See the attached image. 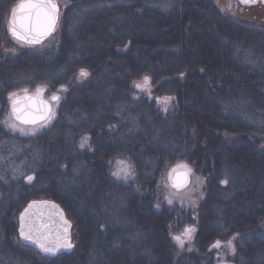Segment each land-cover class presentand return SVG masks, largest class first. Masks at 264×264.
I'll use <instances>...</instances> for the list:
<instances>
[{
    "label": "trees",
    "instance_id": "1",
    "mask_svg": "<svg viewBox=\"0 0 264 264\" xmlns=\"http://www.w3.org/2000/svg\"><path fill=\"white\" fill-rule=\"evenodd\" d=\"M16 1L0 0V264H264V26L213 0H58L41 49L8 36ZM37 88L59 97L54 114L14 131L9 94ZM178 164L198 187L169 203ZM38 199L72 223L71 253L19 243ZM217 240L238 254L215 257Z\"/></svg>",
    "mask_w": 264,
    "mask_h": 264
},
{
    "label": "water",
    "instance_id": "2",
    "mask_svg": "<svg viewBox=\"0 0 264 264\" xmlns=\"http://www.w3.org/2000/svg\"><path fill=\"white\" fill-rule=\"evenodd\" d=\"M241 3V0H239ZM257 0H250L249 3H254ZM35 3L36 0H19L10 10L7 26L9 29V21L12 18V10L15 8L17 9V17H29L34 16V10L25 8L24 10H20V4H28V3ZM52 3L56 5V22L54 28L48 32L46 35L39 37L38 43H25L24 40H17L14 36H12L9 31V35L17 42H20L25 45L33 46V45H41L45 42L52 34H54L56 27L59 22V13L60 7L58 0H52ZM247 4V3H242ZM23 23L31 27L32 20H24ZM18 31L22 36H27L29 38L34 37L36 34L31 31H24L18 27ZM28 97V98H26ZM16 99L19 100L18 107L21 109L19 115L25 119L31 121L33 118H38L40 116H44L45 119H36V121L28 122V123H21L20 120H17L15 115L12 113V106L11 101L9 102V112L10 116L14 122L17 124L24 126V127H32L36 125L43 124L48 120V116L51 115L48 113L47 108L44 107L45 105L52 109V104L55 101L50 99H45L42 94L40 93L37 95L36 92H27L21 93L16 95ZM30 98V99H29ZM189 176L187 170L183 167H178L173 171L170 176L168 177L169 186L173 189H182L188 184ZM178 185V187H177ZM31 205V207H29ZM27 210V211H26ZM23 215V221L21 219ZM67 221V224L65 223ZM17 235L19 243L25 247L31 248L42 256L47 258H56L61 255H67L71 253L74 249V244L72 242V223L68 220L65 215L64 210L61 208L59 204L52 200L48 199H38L30 201L20 212L17 218ZM24 224L23 232L25 236H30L31 240L25 239L21 236V224ZM65 228H67V233H65ZM46 238V239H45ZM59 238L61 243H63L64 239L67 238L68 242L71 244V247H60L56 248L54 253H46L44 252L35 241H42L47 244L49 247H53V242ZM228 264V263H226Z\"/></svg>",
    "mask_w": 264,
    "mask_h": 264
},
{
    "label": "snow or ice",
    "instance_id": "3",
    "mask_svg": "<svg viewBox=\"0 0 264 264\" xmlns=\"http://www.w3.org/2000/svg\"><path fill=\"white\" fill-rule=\"evenodd\" d=\"M249 2H250V0H241V3H249ZM19 8H20V10H24L25 8L34 10V16L18 18L17 15H16L17 9L14 8L12 10V18L9 21V29H8V31L17 40H24L25 43H29V44L38 43L40 36L46 35L48 32H50L54 28L55 22H56V11H57V8H56V5L54 3H52V0H36L35 3H31L30 2L28 4H23L22 3V4L19 5ZM29 19L32 20V24H31L30 28H29L28 25L23 23L24 20H29ZM18 27L20 29H23L24 31L34 32L36 35L34 37H32V38H29L27 36H22L20 34V32L18 31ZM80 74L82 76L87 75V73L84 72V70H81ZM148 83H149V78L145 77L144 78V85L146 86ZM136 87L137 88H141V85L140 84H136ZM24 91H25V93H27V89H25ZM41 91H42V89L37 88L36 89L37 95H39L41 93ZM15 97H16V93H10L8 99H9V101H11L12 113L15 115L17 120L21 121V123H28V122H33L34 123L36 121V119H41V120L45 119L44 116H40L38 118H33L31 121L23 119L19 115V113L21 111V109L18 107L19 100L16 99ZM26 98H28V97H26ZM169 99H171V98H169V97H165L164 98L165 102H167ZM51 100L55 101V102H58L59 101V97L54 94V95L51 96ZM158 102H159V100H158ZM44 107L47 108L48 113L54 114L53 110L51 108L47 107L46 105ZM47 118L51 119V115H49ZM5 123L7 124L8 121H6ZM11 127L15 129L16 125L12 124ZM21 131H23V129H21ZM86 140H87V138H85V141ZM81 147H83V142L81 144ZM117 163L118 164H123V161H118ZM177 167H186V166L178 164ZM173 171H175V169H173ZM121 172H123L124 177L127 178L129 172H128V170L126 168L118 169L117 171L113 172L112 174H113V176H116L117 178H119L120 175H121ZM27 179L29 181H31L33 179V177L29 176V177H27ZM222 183H226V181H222ZM177 187H178V185H177ZM171 202L172 201L169 200V203H171ZM29 207H31V205H29ZM21 219L23 221V215H22ZM65 223L67 224V221H65ZM23 228H24V224L22 223L21 224V236L24 237L25 239L31 240L30 236H25V233L23 232ZM64 231H65V233H67V228H65ZM191 231H193V229L186 227L184 229V233L182 235H187ZM173 239L175 241H177L180 244V246H183V241L181 240L180 236H174ZM35 243H37V245L46 253H49V252L54 253L56 248H60V247H63V246L71 247V244L68 242L67 238L64 239L63 243H61L59 238H57L53 242V244H54L53 247L47 246V244L45 242H42V241H35ZM231 243H232L231 241H228L229 245H231ZM220 244H221V241L217 240L215 242V244H213L212 247L218 248L220 246ZM233 251H234V249H233Z\"/></svg>",
    "mask_w": 264,
    "mask_h": 264
},
{
    "label": "rangeland",
    "instance_id": "4",
    "mask_svg": "<svg viewBox=\"0 0 264 264\" xmlns=\"http://www.w3.org/2000/svg\"><path fill=\"white\" fill-rule=\"evenodd\" d=\"M213 1L217 9L223 15L231 18L236 22H242L254 26H264V0H257L254 3H247V4H242L240 3L239 0H213ZM16 47L17 45H15V48ZM40 47L41 49L44 48V46L41 45ZM14 50H15L14 46L12 45H9V47L5 48V51H8V53L13 52ZM50 97H51L50 95H46L44 98L50 99ZM7 118H8L7 121L9 127L14 131L26 133V134L34 132V129L26 130L24 128H21V126L19 127V124L14 122L13 119H11L8 115ZM12 124L16 125L15 129L11 127ZM21 129H23V131H21ZM197 187H198L197 181L195 179L190 180V178L188 180V184L181 191H179L180 189L176 190L171 188L169 186V183L167 182L166 192L164 195L168 202L169 200H171L172 202H180V203L184 201H191L192 193L196 191L195 188Z\"/></svg>",
    "mask_w": 264,
    "mask_h": 264
},
{
    "label": "flooded vegetation",
    "instance_id": "5",
    "mask_svg": "<svg viewBox=\"0 0 264 264\" xmlns=\"http://www.w3.org/2000/svg\"><path fill=\"white\" fill-rule=\"evenodd\" d=\"M19 1V0H18ZM18 1H16L12 6H11V8L18 2ZM11 8H10V10H11ZM10 10L8 11V13H7V15H6V32H7V34H8V36L12 39V40H14L10 35H9V33H8V26H7V21H8V17H9V13H10ZM42 96H44L45 97V95H44V93H42ZM9 97V96H8ZM9 99L7 98V107H8V111H9ZM52 110H53V104H52ZM10 113V112H9ZM185 237H186V239H185V241H183V243H185V242H187V241H194L193 239H194V235H193V233H189V234H187V235H184ZM229 241H231V240H229ZM216 242V241H215ZM215 242L214 243H212L211 245H210V249H211V251H214L213 253V255L215 256V257H219L218 255L219 254H221L220 252L222 251V248H224V247H228V249H230L229 250V252H230V254H234V253H237L238 254V251H233V242L231 243V245H229L228 244V241H226L225 243H223V242H221V244H220V246L218 247V248H214V247H212L213 246V244H215ZM226 263H228V264H232V262L230 261V260H227V259H222L221 260V263H219V264H226Z\"/></svg>",
    "mask_w": 264,
    "mask_h": 264
}]
</instances>
